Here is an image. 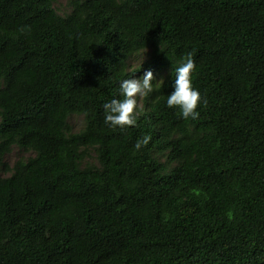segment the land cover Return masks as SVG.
Here are the masks:
<instances>
[{"label":"trees","instance_id":"obj_1","mask_svg":"<svg viewBox=\"0 0 264 264\" xmlns=\"http://www.w3.org/2000/svg\"><path fill=\"white\" fill-rule=\"evenodd\" d=\"M57 1L0 0V264H264V0ZM189 51L196 119L166 104ZM149 70L137 123L109 127Z\"/></svg>","mask_w":264,"mask_h":264},{"label":"clouds","instance_id":"obj_2","mask_svg":"<svg viewBox=\"0 0 264 264\" xmlns=\"http://www.w3.org/2000/svg\"><path fill=\"white\" fill-rule=\"evenodd\" d=\"M193 52H187L183 60L174 68L175 79L173 90L166 97V104L170 108H177L180 115L185 118L196 119L199 116L198 105L206 103L198 88L193 84V72L196 64ZM151 70L142 77L130 76L119 82L120 98H112L103 104L105 123L109 127L124 128L134 126L142 109L138 104V97H146L160 84L162 79L155 81ZM148 135L138 138L134 145L139 150L149 143Z\"/></svg>","mask_w":264,"mask_h":264},{"label":"rangeland","instance_id":"obj_3","mask_svg":"<svg viewBox=\"0 0 264 264\" xmlns=\"http://www.w3.org/2000/svg\"><path fill=\"white\" fill-rule=\"evenodd\" d=\"M68 0H58L57 2L54 3V7L57 9L59 14H63L64 12L68 11V6H67V2ZM147 56V50L141 51L135 55H133L131 57V59L129 60V64L131 67H135L138 66L139 64H141L142 62H144L145 58ZM161 73H163V71H160ZM154 74V78L155 80H160L161 77L160 75H158L157 71L153 72ZM143 74L134 76V77H142ZM143 101H144V97H138V104L140 107H143ZM69 123L72 126L73 130H79L82 128L83 126V117L82 115H72L69 118ZM88 156H86V158L83 160L84 163H95V156H94V152L92 150L88 151ZM34 155L33 152L31 151H20L16 146H13L11 151L9 153H7L4 157V162L7 163L8 165H12L18 158H26L28 156H32ZM8 172L2 171L0 169V175H7Z\"/></svg>","mask_w":264,"mask_h":264}]
</instances>
